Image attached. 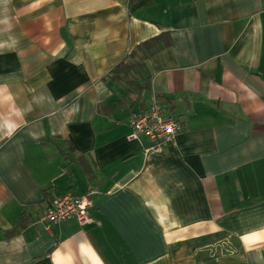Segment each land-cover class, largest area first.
Instances as JSON below:
<instances>
[{"label": "crops", "instance_id": "0c3cea01", "mask_svg": "<svg viewBox=\"0 0 264 264\" xmlns=\"http://www.w3.org/2000/svg\"><path fill=\"white\" fill-rule=\"evenodd\" d=\"M66 191L90 222L39 223ZM0 264H264V0H0Z\"/></svg>", "mask_w": 264, "mask_h": 264}, {"label": "built area", "instance_id": "2783aa9c", "mask_svg": "<svg viewBox=\"0 0 264 264\" xmlns=\"http://www.w3.org/2000/svg\"><path fill=\"white\" fill-rule=\"evenodd\" d=\"M130 126L133 132L128 137L135 138L137 134H143L151 143L148 150L153 152H161L165 146L173 144L181 130L180 123L175 118L166 117L154 98L148 111L132 115ZM91 206V192L83 195H75L71 191L58 193L49 199L38 222L48 225L74 219L83 226L90 222Z\"/></svg>", "mask_w": 264, "mask_h": 264}, {"label": "trees", "instance_id": "16d2710c", "mask_svg": "<svg viewBox=\"0 0 264 264\" xmlns=\"http://www.w3.org/2000/svg\"><path fill=\"white\" fill-rule=\"evenodd\" d=\"M153 41L145 42L139 45L133 52L129 54L126 60L119 63L113 70L112 75L116 80L124 82L128 87H131L132 92L139 94L146 85L140 84L135 75L143 68L144 62L149 54L153 53L157 48L152 47Z\"/></svg>", "mask_w": 264, "mask_h": 264}]
</instances>
